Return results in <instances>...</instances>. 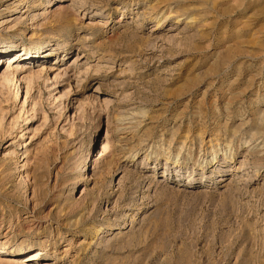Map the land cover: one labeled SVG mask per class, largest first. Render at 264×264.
I'll return each mask as SVG.
<instances>
[{"label":"rangeland","instance_id":"1","mask_svg":"<svg viewBox=\"0 0 264 264\" xmlns=\"http://www.w3.org/2000/svg\"><path fill=\"white\" fill-rule=\"evenodd\" d=\"M16 1L0 264H264V0Z\"/></svg>","mask_w":264,"mask_h":264},{"label":"bare ground","instance_id":"2","mask_svg":"<svg viewBox=\"0 0 264 264\" xmlns=\"http://www.w3.org/2000/svg\"><path fill=\"white\" fill-rule=\"evenodd\" d=\"M73 2H74V0H72ZM23 3H27V0H17L15 3H13L12 5H14V7L15 8H12V7H7L8 9H10V11H15V12H17V10H19L18 9V7L19 6H21ZM72 3V2H71ZM74 5V4H73ZM58 7H57V10H55V11H58V14H57V12L55 13L54 12V14H53V16L55 17V14H57L58 15V18H64V17H66V15H64L65 14V12L67 11V9H68V11L70 10V6H64V5H62L61 3H59L58 5H57ZM72 6V5H71ZM75 6V5H74ZM26 10L27 9H24L23 10V12H26ZM71 10H72V8H71ZM65 11V12H64ZM73 12L75 11V10H72ZM164 12V11H163ZM169 13V12H168ZM46 14V13H45ZM49 14V13H48ZM71 14V13H70ZM56 15V16H57ZM76 15H77V13H76ZM71 16V15H70ZM70 16H68V17H70ZM71 17H73V16H71ZM77 17V16H76ZM72 20H73V18H72ZM71 20V21H72ZM60 21V20H59ZM176 21V20H175ZM68 24H70V23H68ZM72 24H73V22H72ZM10 43H8V44H3V45H0V54H2V53H4V52H6V47H8V46H12V47H15L16 45H13V44H10ZM48 44V43H47ZM60 49H62V51L64 52V51H66L67 50V47H65V46H60L59 47V45H57V46H54L53 44L49 47V48H47L46 50H44L43 49V47L42 46H40V45H34V46H23L21 49H14V50H12L11 52H13L9 57H8V60L12 57V56H15V54H17V58L19 59L21 56H27V55H30V56H28L27 58H30V57H40V54L39 53H41V56H46V55H51V54H53V52H55V50H56V52L57 51H59ZM81 56V55H80ZM79 56V57H80ZM76 58H77V56H75ZM79 57H78V59H79ZM15 59V58H14ZM77 59V60H78ZM15 60H17V59H15ZM14 70L15 69H13V67H12V64H8V66L6 67V69H5V71H4V74H2L3 75V80L5 81V80H7L6 82H8L7 84H9V81H10V83H12V82H14V80L13 79H15V78H11V75H9V73L10 74H12L13 72H14ZM15 74V73H14ZM13 75V74H12ZM8 76H10V77H8ZM15 76V75H14ZM18 79V78H17ZM9 80V81H8ZM33 81H34V79H33ZM6 82H3V83H5L4 85H6ZM35 82H36V80H35ZM34 82V83H35ZM2 83V84H3ZM3 85V86H4ZM2 86V87H3ZM8 86V85H7ZM6 87V86H5ZM1 89V88H0ZM1 91V90H0ZM4 92V91H3ZM1 93H2V91H1ZM1 93H0V100L2 99V97H5V96H1ZM26 94H28V92L26 93ZM63 94H65L64 92H63ZM5 95V94H4ZM4 100V99H3ZM5 101V100H4ZM255 136V135H254ZM253 136V137H254ZM256 137V136H255ZM240 166H242V164L240 165ZM39 250H37L36 252H38ZM39 254H41V253H39Z\"/></svg>","mask_w":264,"mask_h":264}]
</instances>
